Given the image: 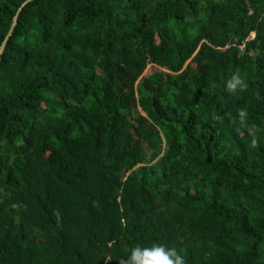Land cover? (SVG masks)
Segmentation results:
<instances>
[{"label":"trees","instance_id":"trees-1","mask_svg":"<svg viewBox=\"0 0 264 264\" xmlns=\"http://www.w3.org/2000/svg\"><path fill=\"white\" fill-rule=\"evenodd\" d=\"M156 242L264 264V0L29 2L0 55V264Z\"/></svg>","mask_w":264,"mask_h":264},{"label":"clouds","instance_id":"clouds-1","mask_svg":"<svg viewBox=\"0 0 264 264\" xmlns=\"http://www.w3.org/2000/svg\"><path fill=\"white\" fill-rule=\"evenodd\" d=\"M241 83L239 74L234 75L229 81V88L234 89ZM18 207V205H13ZM126 264H186V259L175 247H169L159 242L151 246L138 244L128 253Z\"/></svg>","mask_w":264,"mask_h":264},{"label":"water","instance_id":"water-1","mask_svg":"<svg viewBox=\"0 0 264 264\" xmlns=\"http://www.w3.org/2000/svg\"><path fill=\"white\" fill-rule=\"evenodd\" d=\"M31 1H33V0H26V1L21 5V7L18 9L17 14H16V16H15L14 19H13V23H12V25H11V29H10L9 33L7 34V36L5 37V40H4L3 44H2V46L0 47V55L2 54L3 49H4L5 45H6V42H7L8 39L10 38V36H11V34H12V31L14 30V28H15V26H16V24H17L18 14H19L20 11L22 10V8H23L24 6H26V5H27L29 2H31Z\"/></svg>","mask_w":264,"mask_h":264}]
</instances>
